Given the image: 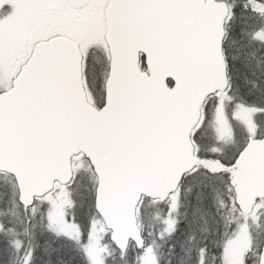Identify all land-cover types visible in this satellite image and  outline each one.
<instances>
[{
    "label": "snow or ice",
    "instance_id": "1",
    "mask_svg": "<svg viewBox=\"0 0 264 264\" xmlns=\"http://www.w3.org/2000/svg\"><path fill=\"white\" fill-rule=\"evenodd\" d=\"M0 264H264V0H0Z\"/></svg>",
    "mask_w": 264,
    "mask_h": 264
}]
</instances>
